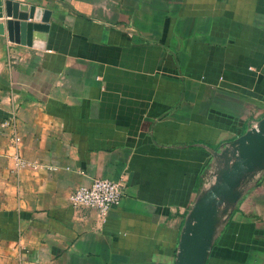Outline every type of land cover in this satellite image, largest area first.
<instances>
[{"label": "crops", "instance_id": "0c3cea01", "mask_svg": "<svg viewBox=\"0 0 264 264\" xmlns=\"http://www.w3.org/2000/svg\"><path fill=\"white\" fill-rule=\"evenodd\" d=\"M257 133L264 0H0V264H264Z\"/></svg>", "mask_w": 264, "mask_h": 264}, {"label": "built area", "instance_id": "2783aa9c", "mask_svg": "<svg viewBox=\"0 0 264 264\" xmlns=\"http://www.w3.org/2000/svg\"><path fill=\"white\" fill-rule=\"evenodd\" d=\"M126 182L122 179L112 181L107 179H94L91 185L81 186L74 191L70 202L74 207L96 208L103 215L120 206Z\"/></svg>", "mask_w": 264, "mask_h": 264}, {"label": "water", "instance_id": "95a60500", "mask_svg": "<svg viewBox=\"0 0 264 264\" xmlns=\"http://www.w3.org/2000/svg\"><path fill=\"white\" fill-rule=\"evenodd\" d=\"M48 15L49 12L48 11H44L43 16H38V20H42V21H48ZM20 20H27L28 19V6L24 5L23 6V10L20 13L19 16ZM19 24V23H18ZM256 136L261 140V143L264 145V137L261 133H257ZM255 155L250 156V160L252 159V157H254ZM242 174L243 170L240 169L239 172H236L235 174ZM232 179H230L229 184L232 185L233 182V177H231ZM221 194V192H217V193H212L211 195L208 196V198H206L203 203L201 205H199L195 211H194V216L196 219V225L194 226L192 233L190 235L189 240H185L183 243V249L187 248L189 243H193L194 247L198 246V243L200 241V237L201 234L208 228V226L210 225V222L212 220V218L210 219V222L208 221L205 224V218L206 216L210 217V211L213 208L214 202L216 200V198ZM206 247V246H205ZM211 247V243H209L208 247H206L207 249H209ZM189 252L186 251L184 255H181L179 257V263L180 264H192L190 262V256L188 254ZM203 257V256H201ZM205 258V255H204ZM200 264V263H197ZM202 264V263H201Z\"/></svg>", "mask_w": 264, "mask_h": 264}, {"label": "rangeland", "instance_id": "374dc122", "mask_svg": "<svg viewBox=\"0 0 264 264\" xmlns=\"http://www.w3.org/2000/svg\"><path fill=\"white\" fill-rule=\"evenodd\" d=\"M210 217H208V216H206V218H205V224L209 221L210 222ZM196 221V220H195Z\"/></svg>", "mask_w": 264, "mask_h": 264}]
</instances>
